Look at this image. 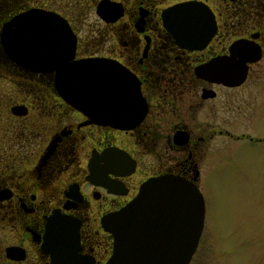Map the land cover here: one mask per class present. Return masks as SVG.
<instances>
[{
	"label": "flooded vegetation",
	"instance_id": "af4514ba",
	"mask_svg": "<svg viewBox=\"0 0 264 264\" xmlns=\"http://www.w3.org/2000/svg\"><path fill=\"white\" fill-rule=\"evenodd\" d=\"M30 8L67 23L73 60L116 62L135 96L119 99L118 128L96 122L60 96L55 72L18 65L0 44V264H169L187 237L171 233L175 220L126 235L142 243L118 263L106 217L150 179L200 191L231 142L264 146L232 130L264 106V0H0V33ZM204 221L188 264H202Z\"/></svg>",
	"mask_w": 264,
	"mask_h": 264
},
{
	"label": "water",
	"instance_id": "95a60500",
	"mask_svg": "<svg viewBox=\"0 0 264 264\" xmlns=\"http://www.w3.org/2000/svg\"><path fill=\"white\" fill-rule=\"evenodd\" d=\"M103 6L101 3L97 7L100 16ZM181 10L178 7L169 14ZM0 44L18 65L37 72H55L54 87L60 96L76 109L94 116L96 122L118 128V122L127 115L126 111H118V106L119 99L127 97L131 102L135 96L131 94L135 89L131 77L111 60H73L76 37L62 18L30 8L3 24ZM243 76L219 82L237 86ZM136 195L126 207L106 217L111 219V232L118 234V263L121 258L131 259L130 249L134 253L142 243L140 238L126 235L147 234L156 227L153 219H169L175 220L171 233L187 234L186 239L172 241L175 246L171 247L169 264H188L196 250L205 215L199 189L185 180L164 176L145 182ZM140 248L147 251V247ZM115 260L116 255L113 264Z\"/></svg>",
	"mask_w": 264,
	"mask_h": 264
},
{
	"label": "rangeland",
	"instance_id": "374dc122",
	"mask_svg": "<svg viewBox=\"0 0 264 264\" xmlns=\"http://www.w3.org/2000/svg\"><path fill=\"white\" fill-rule=\"evenodd\" d=\"M232 130L234 136L264 139V106L249 126L238 119ZM222 141L220 137V147ZM230 145L225 154L219 151L215 168L201 180L205 231L197 260L264 264V146L246 141Z\"/></svg>",
	"mask_w": 264,
	"mask_h": 264
}]
</instances>
